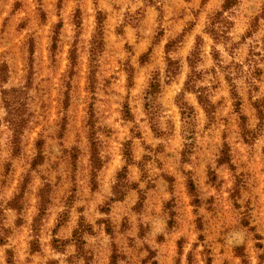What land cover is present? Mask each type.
I'll list each match as a JSON object with an SVG mask.
<instances>
[{
    "label": "rangeland",
    "instance_id": "374dc122",
    "mask_svg": "<svg viewBox=\"0 0 264 264\" xmlns=\"http://www.w3.org/2000/svg\"><path fill=\"white\" fill-rule=\"evenodd\" d=\"M224 1L0 0V264L6 250L15 264H264V0H236L213 38ZM193 52L206 111L184 89ZM14 87L27 118L16 145L2 100Z\"/></svg>",
    "mask_w": 264,
    "mask_h": 264
},
{
    "label": "trees",
    "instance_id": "16d2710c",
    "mask_svg": "<svg viewBox=\"0 0 264 264\" xmlns=\"http://www.w3.org/2000/svg\"><path fill=\"white\" fill-rule=\"evenodd\" d=\"M236 0H225L223 5H222V9L220 12L216 13L214 16V19L212 20V22L210 23V27L208 29V33H210L212 35L213 38L219 37L220 34L222 32H220L219 30H217V23H221L224 19L223 17V13L227 12L231 6H233L235 4ZM102 47V32L100 29V20H98V24H97V28H96V32L93 36V40L91 43V49H90V60H93L94 57L100 52V49ZM196 55V52H193L189 57H188V66L191 69L190 74L187 77V80L184 84V89L186 91H190L194 94H196V99L197 102L203 107V109L206 111L208 105V101L206 99V97H204L201 92L194 86V78H196V73L194 70V56ZM167 61V65L170 66L172 63H174V61H172L169 57H167L166 59ZM70 62L71 64H73L72 61V57H70ZM159 89V85L157 83V81L154 79L149 83V86L147 88V90L145 91V95H144V107L146 110L147 115H151V112L153 111L154 108V103H155V95L158 92ZM22 92H23V88H9V89H3L2 90V100H3V106H4V110H5V121L7 123V125L9 126V129L12 131L13 134V141L12 143H14V145H16V143H18V139H19V135L21 134V131L23 130V128L26 126L27 124V118L25 116V113H23V111L25 112V108H24V103L21 99L22 96ZM178 107L180 108V114L182 119H185L186 117H188V115H190L192 113V109L191 107H188V105H186L183 102H177ZM92 135V132H91ZM90 135V136H91ZM90 141H91V148H90V162L92 164V169L96 170L98 168L97 166V162H98V156L95 150V144L92 140V138L90 137ZM41 149V144L39 143V141L36 143V155L33 159L32 162V166H36L38 164H40L41 159H42V153L40 151ZM263 154H264V150H263ZM128 158V157H126ZM219 164H230V160L227 154V149L226 147H224V149L221 152V156L219 158L218 161ZM124 172H125V168H123L117 175L116 177V182L113 186L112 189V194L113 197L111 198L112 201H118L122 199L123 194L121 193L122 188L127 187V183L124 181L125 177H124ZM187 187H188V193L189 195L192 197V202L194 204H196L197 198L195 196V189H194V185L192 183L191 180H188L187 183ZM46 194H47V188H41L39 190V194H38V199H39V211H38V215L36 217H34L33 219V228L35 229V225L38 222L39 217L43 214L44 210H45V204H47V198H46ZM18 198L19 196H14V198L10 201L9 203V207L11 209L14 210H20V205H18ZM90 227L88 225L83 226L81 224V222L78 224V227L73 231L72 234V242L74 244L75 247V251L78 255H83V240H82V234L86 231H89ZM34 244H32V250H36L34 248ZM5 264H15L14 259H13V255L12 252L10 250H6L5 251Z\"/></svg>",
    "mask_w": 264,
    "mask_h": 264
}]
</instances>
